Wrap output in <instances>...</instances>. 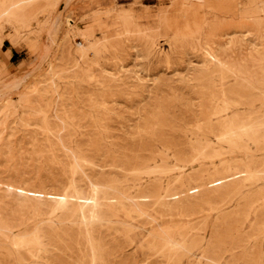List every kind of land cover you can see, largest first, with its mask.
I'll return each mask as SVG.
<instances>
[{"label":"rangeland","instance_id":"374dc122","mask_svg":"<svg viewBox=\"0 0 264 264\" xmlns=\"http://www.w3.org/2000/svg\"><path fill=\"white\" fill-rule=\"evenodd\" d=\"M0 264H264V0H0Z\"/></svg>","mask_w":264,"mask_h":264},{"label":"bare ground","instance_id":"6f19581e","mask_svg":"<svg viewBox=\"0 0 264 264\" xmlns=\"http://www.w3.org/2000/svg\"><path fill=\"white\" fill-rule=\"evenodd\" d=\"M69 24V23H68ZM56 25V24H55ZM54 28V27H53ZM82 36H83V34H82ZM82 40H85V37H82ZM79 48V47H78ZM230 135V134H229ZM19 240H21V239H19Z\"/></svg>","mask_w":264,"mask_h":264},{"label":"crops","instance_id":"0c3cea01","mask_svg":"<svg viewBox=\"0 0 264 264\" xmlns=\"http://www.w3.org/2000/svg\"><path fill=\"white\" fill-rule=\"evenodd\" d=\"M12 54V53H11Z\"/></svg>","mask_w":264,"mask_h":264}]
</instances>
